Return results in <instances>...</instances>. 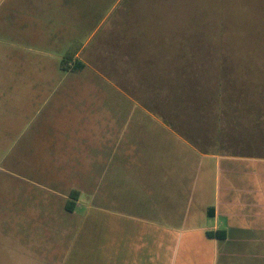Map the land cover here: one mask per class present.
Returning a JSON list of instances; mask_svg holds the SVG:
<instances>
[{
	"label": "rangeland",
	"instance_id": "1",
	"mask_svg": "<svg viewBox=\"0 0 264 264\" xmlns=\"http://www.w3.org/2000/svg\"><path fill=\"white\" fill-rule=\"evenodd\" d=\"M0 29V37L18 42L0 44V59L9 52L25 60L20 87L40 89L42 106L56 89L67 87L75 97L58 107L57 128L49 131L53 154L75 160L78 146L70 138L89 136L93 170L65 169L57 193H39L43 200L29 208L56 221L59 234L76 228L95 235L91 248L98 233L112 235L115 218L98 199L99 125L115 119L133 126L123 139L133 138V151L145 152L146 134L158 132L150 127L162 120L206 152L224 153L235 106L264 100V0H0ZM78 63L85 67L75 71ZM124 146L118 153L127 152ZM139 171L118 183L144 185ZM108 178L113 185L114 174ZM89 186L94 192L76 204L81 194L73 191Z\"/></svg>",
	"mask_w": 264,
	"mask_h": 264
},
{
	"label": "crops",
	"instance_id": "2",
	"mask_svg": "<svg viewBox=\"0 0 264 264\" xmlns=\"http://www.w3.org/2000/svg\"><path fill=\"white\" fill-rule=\"evenodd\" d=\"M17 43L0 37L6 49ZM0 65L14 67L0 69V264H264L263 99L242 101L224 153H202L159 119L150 127L159 131L145 136V152L133 151V138L123 139L131 136L124 129L133 126L115 119L99 125L98 199L115 218L112 235L98 233L91 248L95 235L76 228L59 234L56 221L29 208L43 200L39 193H57L65 169L93 170L89 136L70 138L78 146L75 160L53 154L49 131L57 128L58 107L75 97L67 87L56 89L42 106L40 89L20 87L26 80L23 57L7 52ZM133 133L143 139V133ZM161 141L176 143L182 152ZM123 144L127 152L120 154ZM138 168L144 185L118 183ZM81 189L73 191L81 194L76 204L94 192Z\"/></svg>",
	"mask_w": 264,
	"mask_h": 264
},
{
	"label": "trees",
	"instance_id": "3",
	"mask_svg": "<svg viewBox=\"0 0 264 264\" xmlns=\"http://www.w3.org/2000/svg\"><path fill=\"white\" fill-rule=\"evenodd\" d=\"M84 67H85V65L84 64H82V63H78V64H76V66L73 68V69H75V71H80V70H82V69H84ZM238 97H239V95H237ZM199 97V96H198ZM234 99V98H233ZM199 103V105H197L198 107L200 106V107H202L201 106V104L202 103H204L202 100H200V102H198ZM239 107V108H238ZM217 108H219V106H217ZM241 108V106L240 105H237V106H235V109H234V113H235V115L233 114V117H235V118H237V115H238V113H240V109ZM218 110V109H217ZM171 128L173 129V130H175L172 126H171ZM177 129V128H176ZM182 136V135H181ZM183 137V136H182ZM195 141V140H194ZM204 142H206V141H204ZM193 144V146H195V148H197L199 151H201L202 153H208V152H206L205 150H203V148H201L200 147V143H198V141L196 142H193L192 143ZM201 149V150H200ZM203 151H205V152H203ZM72 205H74V203H72V202H69V205H68V211H73V206ZM209 235H211V234H209ZM222 235V234H221ZM216 236L217 237H220V234H216Z\"/></svg>",
	"mask_w": 264,
	"mask_h": 264
}]
</instances>
